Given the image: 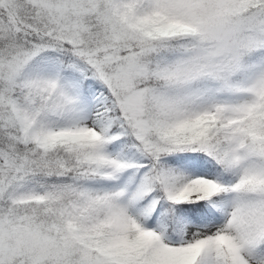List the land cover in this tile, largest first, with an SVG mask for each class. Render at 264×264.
I'll list each match as a JSON object with an SVG mask.
<instances>
[{
	"label": "snow or ice",
	"instance_id": "snow-or-ice-1",
	"mask_svg": "<svg viewBox=\"0 0 264 264\" xmlns=\"http://www.w3.org/2000/svg\"><path fill=\"white\" fill-rule=\"evenodd\" d=\"M0 264H264V0H0Z\"/></svg>",
	"mask_w": 264,
	"mask_h": 264
}]
</instances>
